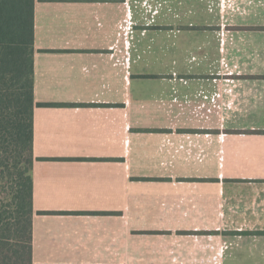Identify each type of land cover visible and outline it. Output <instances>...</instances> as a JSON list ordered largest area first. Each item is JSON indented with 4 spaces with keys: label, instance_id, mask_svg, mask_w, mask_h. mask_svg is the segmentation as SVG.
Instances as JSON below:
<instances>
[{
    "label": "crops",
    "instance_id": "0c3cea01",
    "mask_svg": "<svg viewBox=\"0 0 264 264\" xmlns=\"http://www.w3.org/2000/svg\"><path fill=\"white\" fill-rule=\"evenodd\" d=\"M31 264H264V0H35Z\"/></svg>",
    "mask_w": 264,
    "mask_h": 264
},
{
    "label": "trees",
    "instance_id": "16d2710c",
    "mask_svg": "<svg viewBox=\"0 0 264 264\" xmlns=\"http://www.w3.org/2000/svg\"><path fill=\"white\" fill-rule=\"evenodd\" d=\"M34 3L0 0V175L10 184L0 264H31Z\"/></svg>",
    "mask_w": 264,
    "mask_h": 264
},
{
    "label": "rangeland",
    "instance_id": "374dc122",
    "mask_svg": "<svg viewBox=\"0 0 264 264\" xmlns=\"http://www.w3.org/2000/svg\"><path fill=\"white\" fill-rule=\"evenodd\" d=\"M6 173H2V177H5ZM0 175V210H5V216L8 215V202L10 200L9 186L7 179L2 178Z\"/></svg>",
    "mask_w": 264,
    "mask_h": 264
}]
</instances>
